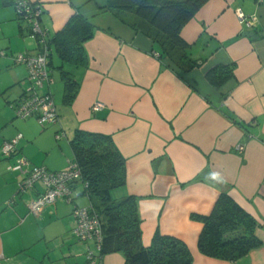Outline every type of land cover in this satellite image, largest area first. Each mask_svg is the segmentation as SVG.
I'll return each instance as SVG.
<instances>
[{
    "label": "crops",
    "instance_id": "obj_1",
    "mask_svg": "<svg viewBox=\"0 0 264 264\" xmlns=\"http://www.w3.org/2000/svg\"><path fill=\"white\" fill-rule=\"evenodd\" d=\"M29 1L41 4L39 24L49 39L75 13L96 30L84 43L86 65H64L78 83L71 103L64 101L60 61L55 53L49 58V90L61 107L56 106L58 121L42 127L34 117H17L14 109L30 88L28 69L14 56L35 55L40 46L13 1L0 0V264H89L87 247L93 243L73 234L74 208L90 205L81 181L68 197L33 214L29 204L44 185L38 181L20 191L24 173L17 163L24 157V170H64L75 162L69 141L76 130L110 136L125 158L126 181L113 196L135 197L144 247L158 233L181 240L192 264H264V0L203 4L180 32L191 68L159 58L153 40L114 15L108 0ZM213 69L225 76L219 88L207 78ZM97 102L103 107L94 110ZM18 133L16 153L3 156L2 143ZM221 193L258 224L261 246L235 263L198 249L203 224L195 216L208 215ZM95 261L125 260L114 252L95 255Z\"/></svg>",
    "mask_w": 264,
    "mask_h": 264
},
{
    "label": "trees",
    "instance_id": "obj_2",
    "mask_svg": "<svg viewBox=\"0 0 264 264\" xmlns=\"http://www.w3.org/2000/svg\"><path fill=\"white\" fill-rule=\"evenodd\" d=\"M207 1L108 0L107 7L122 22L151 38L159 58L185 62L191 68L194 63L184 52L187 44L180 32ZM129 15H132L131 20L124 18ZM95 30L84 17L75 13L53 38H47L49 58L55 53L60 61L56 68L63 82L65 103H71L76 97L78 83L64 65H86L84 43L94 36ZM50 64L48 61V66ZM218 69L207 73L208 80L217 88L225 78ZM69 145L81 171L83 192L100 219V256L118 252L123 255L124 264H192L191 252L177 238L156 233L151 244L143 246L135 197L113 196V191L125 184L126 161L110 136L76 130ZM195 218L203 224L198 249L206 256L235 263L261 246L255 235L256 220L226 193L218 196L208 215Z\"/></svg>",
    "mask_w": 264,
    "mask_h": 264
},
{
    "label": "built area",
    "instance_id": "obj_3",
    "mask_svg": "<svg viewBox=\"0 0 264 264\" xmlns=\"http://www.w3.org/2000/svg\"><path fill=\"white\" fill-rule=\"evenodd\" d=\"M18 17L29 24L30 33L33 35L40 46L37 54L31 55L19 53L14 56L16 63L26 65L28 69L29 91L24 94L15 104V114L19 118L34 117L40 126L56 123L58 114L53 96L49 86L53 83V77L50 73L48 61L50 49L47 43V31L39 24L42 8L41 4L32 3L29 0H12ZM237 16L240 20H247L251 24L252 20L247 19L241 12ZM47 87L46 91L43 89ZM103 104L97 102L93 109H99ZM61 135H58L60 137ZM22 138L18 133L10 140L2 143L1 153L5 157L14 155L17 151V144ZM237 149L242 150L239 145ZM19 170L24 173L20 183V191H26L34 187L35 183L41 181L44 185L43 192L35 197L29 204V210L33 214H38L43 206L53 203L61 197H68L72 187L78 181H81V171L76 162H70L67 168L61 171H48L45 167L34 166L29 170H24L29 161L24 157L17 160ZM82 187L84 184L81 182ZM75 224L73 227L74 236L85 242H92L93 247H87V259L89 264H96L95 255H99L100 242L102 239L101 223L97 213L91 208L75 207L73 211Z\"/></svg>",
    "mask_w": 264,
    "mask_h": 264
},
{
    "label": "rangeland",
    "instance_id": "obj_4",
    "mask_svg": "<svg viewBox=\"0 0 264 264\" xmlns=\"http://www.w3.org/2000/svg\"><path fill=\"white\" fill-rule=\"evenodd\" d=\"M55 75H56V74H55ZM55 78H56V82L59 83L60 81H59V79L57 78V76H55ZM55 99H56V100H55V101H56L55 104H56L57 108L61 107V104H60V101L58 100V98L55 97ZM69 151H70V150H69ZM70 153H71V151H70ZM69 157H71V154H69Z\"/></svg>",
    "mask_w": 264,
    "mask_h": 264
}]
</instances>
